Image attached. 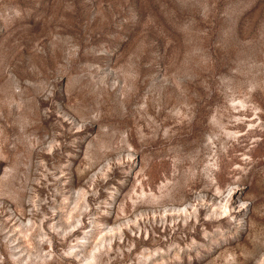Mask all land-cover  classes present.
<instances>
[{"label": "rangeland", "instance_id": "obj_1", "mask_svg": "<svg viewBox=\"0 0 264 264\" xmlns=\"http://www.w3.org/2000/svg\"><path fill=\"white\" fill-rule=\"evenodd\" d=\"M0 264H264V0H0Z\"/></svg>", "mask_w": 264, "mask_h": 264}]
</instances>
